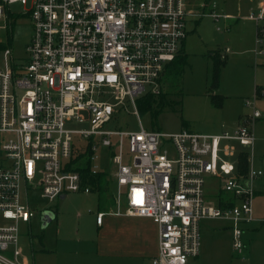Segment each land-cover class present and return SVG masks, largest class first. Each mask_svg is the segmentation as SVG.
<instances>
[{"label":"built area","instance_id":"obj_1","mask_svg":"<svg viewBox=\"0 0 264 264\" xmlns=\"http://www.w3.org/2000/svg\"><path fill=\"white\" fill-rule=\"evenodd\" d=\"M16 2L29 3L24 13L31 34L21 63L9 47L0 48V264H33L23 254L19 228L34 215L30 193L52 200L91 190L68 168L69 159L83 152L92 173L106 169L111 176L114 204L95 213L96 223L106 213L155 221L157 248L149 264H185L197 256L204 218L228 220L232 250L242 252L243 225L255 219L249 179L264 171L221 173L233 169L229 157L236 146L252 149L248 125L260 115L255 101L264 99L263 90L244 99L250 116L232 132L166 133L140 121L138 129H104L126 104L137 114L136 98L159 93L164 66L182 44L188 18L204 11L187 0H0V30L8 28L9 5ZM206 14L215 22L232 17L213 9ZM247 18L257 34L264 33V0ZM68 121L89 127L69 128ZM74 133L86 140L78 153ZM210 174L224 179L220 192L229 194L220 193L213 203L203 192Z\"/></svg>","mask_w":264,"mask_h":264},{"label":"rangeland","instance_id":"obj_2","mask_svg":"<svg viewBox=\"0 0 264 264\" xmlns=\"http://www.w3.org/2000/svg\"><path fill=\"white\" fill-rule=\"evenodd\" d=\"M187 1L192 9L204 11V14L187 20V34L181 46L187 64L180 73L164 74L161 79V89L166 93L168 104L156 115H151L138 108L137 114L134 113L128 103L125 109L106 122L104 129H138L140 121L146 129L166 133L179 130L232 132L238 119L250 116L251 107L244 104V99L264 91V33L257 34L255 23L247 18L249 8L257 0ZM28 6L29 3L10 4L8 28L0 30V43L11 49L12 58L17 63L25 57V45L31 34V23L24 13ZM212 9L232 17H220L215 22L206 14ZM215 49L220 51L225 63L219 70L218 86L209 90L212 77L209 53ZM257 50L261 52L255 53ZM216 93L222 96L220 103L215 104L211 95ZM255 106L260 115L248 125L255 138L252 149L236 146L234 155L229 157L233 169L228 174L221 173L223 177L241 173L239 151L249 153L247 169L264 171V99L257 98ZM67 126L81 129L88 128L89 123L68 121ZM73 141L76 153L83 151L80 148L86 140L79 133H74ZM100 151L99 147L96 152L100 155ZM100 159L103 165L107 164L104 153ZM223 184L221 177L211 174L205 177L203 192L211 203L216 200ZM249 187L253 190L250 196L253 215L264 219V174L249 179ZM222 196L226 198L229 194L222 190ZM29 197L34 215L28 226L19 225L20 240L28 251L35 254V264H149L155 254L157 229L151 218L106 215L102 227L95 224L96 192L88 195L79 191L68 192L64 199L56 197L52 200L32 192ZM240 201V197L234 199L235 204ZM44 210L54 214L45 225L41 215ZM253 225L257 227H243L242 238L247 247L236 253L231 247L229 221L202 219L199 253L187 258L185 264H264V220ZM43 247L46 250H42Z\"/></svg>","mask_w":264,"mask_h":264},{"label":"trees","instance_id":"obj_3","mask_svg":"<svg viewBox=\"0 0 264 264\" xmlns=\"http://www.w3.org/2000/svg\"><path fill=\"white\" fill-rule=\"evenodd\" d=\"M10 15V13H8ZM182 46V44H181ZM179 48L174 59L168 61L163 70L164 74L180 73L184 66L187 64L186 53L183 52L181 47ZM4 47L0 43V48ZM220 51L218 49L212 50L209 53L212 59V77L210 81L209 90H212L218 86L219 81V70L225 63L224 57H220ZM218 96L213 94L211 99L216 104V98ZM168 99L166 98V93L160 88L159 93L151 94L150 92L144 93L142 96L136 98V105L138 110L143 112H149L151 115H156L160 112L163 107L168 104ZM89 153V151H88ZM89 155L85 152L79 153L69 159L68 168L77 170L81 176L82 183L88 184L91 190L98 192V208L99 210H107L111 208L114 204L113 194L110 190L111 176L108 170H101L96 173H92L89 168ZM248 152L239 151L238 164L240 168V175L244 176L247 172V160ZM221 192L218 193V195Z\"/></svg>","mask_w":264,"mask_h":264},{"label":"crops","instance_id":"obj_4","mask_svg":"<svg viewBox=\"0 0 264 264\" xmlns=\"http://www.w3.org/2000/svg\"><path fill=\"white\" fill-rule=\"evenodd\" d=\"M260 0H257L254 4H253V6H251L250 8H249V11H250V9H253V8H255V6H256V4L259 2ZM249 19V18H248ZM251 21H253V20H251ZM254 22V21H253ZM255 23V22H254ZM255 25H256V23H255ZM183 42H184V40L182 41V44H183ZM226 48H228L227 46L224 48V50L226 49ZM226 51V50H225ZM227 51H229V49L227 50ZM227 51L225 52V53H227ZM255 53H259V52H255ZM222 56H223V54H222ZM215 95H217L218 97L216 98V101H217V103L219 102V100L221 99V96H222V94H215ZM259 98V97H258ZM220 103V102H219ZM242 120V119H241ZM241 120L240 119H238L237 120V124H236V126H235V128L237 127V125L241 122ZM234 128V129H235ZM233 129V130H234ZM224 132V131H223ZM227 132V131H226ZM216 133H221V132H216ZM249 154V153H248ZM248 160V159H247ZM79 192H81V193H84V194H89V193H91V192H96V191H94V190H90L89 192H82V191H79ZM97 193V199H98V192H96ZM67 194V193H66ZM66 194H63L62 196H59L58 198L59 199H64L65 197H66ZM97 206H98V204H97ZM97 211H102V210H99V208L97 209ZM96 211V212H97ZM95 212V213H96ZM105 212V211H104ZM106 215H113V214H109V213H106L104 216H103V218H102V222L100 223V224H98V223H96V220H95V224L98 226V227H102L103 226V224H104V221H105V216ZM115 216H127V215H115ZM129 217H134V218H141L140 216H129ZM255 217V216H254ZM145 218H148V217H145ZM153 220V219H152ZM264 219L263 218H258V217H255V219L253 220V221H251L250 223H248V224H246L245 226H244V228H246V229H249V227H251V228H256L257 227V225H253L252 226V224H257V223H259V222H261V221H263ZM154 221V220H153ZM155 222V221H154ZM157 229V228H156ZM231 241V240H230ZM21 244H22V242H21ZM245 244H246V246L245 247H247V243L245 242ZM22 246H23V244H22ZM56 247V246H55ZM22 248V250H23V254H25V256L33 263V264H35V254L34 253H32V250H27L26 249V247H21ZM156 248H157V244H156ZM42 250H46L44 247L42 248ZM250 250V249H249ZM155 253H156V251H155ZM251 253V250L248 252V254H250ZM29 254H31V259L29 258Z\"/></svg>","mask_w":264,"mask_h":264},{"label":"water","instance_id":"obj_5","mask_svg":"<svg viewBox=\"0 0 264 264\" xmlns=\"http://www.w3.org/2000/svg\"><path fill=\"white\" fill-rule=\"evenodd\" d=\"M41 215H42V220H43L42 224L43 225L47 224L54 217L53 213H51L50 211H45V210L41 212Z\"/></svg>","mask_w":264,"mask_h":264}]
</instances>
